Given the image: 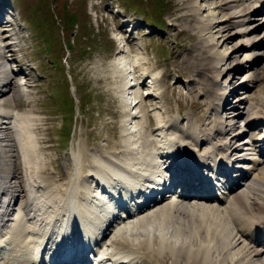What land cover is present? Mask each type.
I'll list each match as a JSON object with an SVG mask.
<instances>
[{"label":"bare ground","instance_id":"1","mask_svg":"<svg viewBox=\"0 0 264 264\" xmlns=\"http://www.w3.org/2000/svg\"><path fill=\"white\" fill-rule=\"evenodd\" d=\"M260 1L259 8L253 9L250 0H172L168 12L174 21L171 20V25L181 32L189 31V37L197 40L188 53L191 61L185 69V76H191L193 89L202 91L197 102L199 109L211 110L210 118L197 126L186 118L189 125L185 131L177 128L176 119L157 120L152 111L159 107L149 108L141 101L145 95L148 99L155 95L166 101L167 82L164 83L165 90L159 93V81L154 73L144 70L145 61L140 56V49L132 45L133 41L128 40L124 50L125 44L117 45L111 64L114 68L112 79L107 75L88 80L95 83L103 80L119 92L123 107L120 113L122 141L113 130L105 145L107 151L100 152V155L94 149L93 153L89 152L88 140L77 147L72 153L76 172L59 196L53 193L56 191L52 187L54 182L45 183L44 180L51 181L42 179L44 171L36 164L38 143L35 130L39 119L33 114L32 106L29 107L32 100L24 104L28 106L25 110H16L21 102L13 104L14 93L18 91L14 82L18 76L8 69L6 50L14 51L10 48L17 44L9 39L12 21L0 20V264H47L51 259L54 264H84L94 252L93 264H167L168 260L170 264H264V100H260L259 111L252 110L250 104L245 112L226 110L231 107L226 98L227 91L218 84L224 71L220 69L221 64L227 53H220L217 49L219 39L223 38L222 43L230 39L224 32L227 28L244 27L254 12L263 13L264 0ZM2 5L3 1H0L1 15L5 6ZM252 19L259 23L255 29L264 24V17ZM128 21L133 22L130 18L116 28L130 39L139 24ZM126 23L132 25L131 29L125 28ZM248 29L236 33L243 36ZM252 45L241 42L232 53L235 57L246 54L244 49ZM178 62V65L183 64V60ZM240 62L253 63L248 54ZM242 69L237 67L235 70ZM20 71L22 69L18 73ZM244 74L247 73L240 76L244 77ZM164 75H170L169 71ZM116 78L120 81L117 82ZM148 78L151 92L146 91L143 96L138 94L137 88L138 92H135L133 87L140 88ZM161 80L164 81L163 77ZM10 86L15 90L10 97L4 98L8 92L6 88L10 90ZM95 90L101 96L109 93L100 86ZM63 102L67 106V101ZM137 103L141 108L146 106L144 111L152 125L148 130L143 128L141 118L138 129L134 130L137 121L134 117L138 114L135 116L133 110ZM8 104L15 108V112L8 108ZM221 110H226L223 116ZM168 112L169 107L165 113ZM244 115L247 120L240 127L238 120ZM246 133H250V140L235 142ZM242 149L249 150V153L257 151L263 158H249L240 151ZM232 154L242 161L249 160L253 166L249 163L230 166ZM20 155L28 169L36 164L28 194L21 186L19 176L22 170L16 168ZM170 162L173 163L171 166ZM259 165L262 167L258 168ZM167 168L172 171L168 177ZM249 169H256L258 175L250 177ZM213 171L226 179L222 177L223 181H219L215 178L212 188L208 186L210 181L206 179V173L212 176ZM88 182L91 185L87 184V188L85 183ZM111 196L121 203L132 201L135 210L129 208L127 213L120 210L115 214L116 204L111 201ZM170 196L171 200L167 201ZM23 198L20 214L15 216L11 203ZM85 204L97 209L99 219L90 218V210L87 211ZM199 215L212 216L215 219L213 227H203ZM164 218L175 219L178 223L173 230L177 240L171 246L163 232V223H156ZM146 221L150 223L146 224ZM154 225L162 237L158 239V249L143 247L139 238L131 237L145 227L152 232ZM184 236L191 240L199 237L211 246L192 252ZM178 239H182L181 242ZM89 244L94 246L86 255Z\"/></svg>","mask_w":264,"mask_h":264},{"label":"rangeland","instance_id":"2","mask_svg":"<svg viewBox=\"0 0 264 264\" xmlns=\"http://www.w3.org/2000/svg\"><path fill=\"white\" fill-rule=\"evenodd\" d=\"M0 1H3L2 7L5 5L3 10L5 11L9 7L13 14L11 16L14 22L12 21L9 30V35L12 38L9 39L17 44L10 48V50H14L13 52L8 51L9 49L6 50V56L9 59L7 66L8 69H12L17 74L21 82H24L22 85L18 83L17 79L14 82L18 86V91L14 93L13 104L19 105L21 102L20 106H16V110H25L28 106L24 104L28 100L33 102L29 107L32 106L33 114L39 119V124L36 125L35 130V140L38 143L36 164L44 171L41 174L42 179L49 178L48 181H51L44 180V182L47 184L54 182L52 185L53 189L56 190L53 191L54 194L57 193L59 196V193H62L66 188L69 178L76 172L72 162V153L77 147L82 146L88 140L89 152L93 153L95 150L99 154L102 151H107L105 145L109 142L113 130L115 136L122 141L120 139L122 138L120 113L123 111V107L118 96L120 95L119 92L113 89V85H109L103 80L98 83L89 82V80L107 75L111 77L114 69L111 64L119 44L122 46L125 44L124 50L127 47V41L132 40L134 48L140 49V56L145 61L144 70L148 73H154L159 81V93L165 90L164 83L167 82L169 88L166 90V101L159 100L158 96L155 95L149 99L145 97L146 95L143 96L146 91L151 92L149 78L140 88L138 86L133 87L140 91L136 90L135 92L143 96L141 101L147 103L149 108L159 107L152 111L157 120L176 119L177 128L185 131L189 125L187 119H189L190 124L197 126L210 118L211 110L207 108L200 110L199 105H197L203 95L202 91L193 89L194 85L189 79L191 76H185V69L187 66L189 67L191 61L189 57L191 55L188 53L197 40L189 37V31L181 32L178 27L175 28L171 25L173 20L168 12L172 8V0ZM250 2L254 5L253 9L259 8L261 3L260 0H250ZM4 11L2 12L4 13ZM2 15L0 14V17ZM251 17L262 18L264 11L263 13L262 11L254 12L250 15ZM130 18L133 22L128 21V23H138L139 26H136L137 28L134 29L129 39L116 27ZM252 18L244 23V27L239 25L227 28L224 31L227 38H230L227 43H222L223 38L218 40L220 41L218 51L227 53L226 60L221 64L220 69L224 71L219 77L220 84L218 87L220 85L222 89L227 91L226 98L231 106L227 107L226 110L228 111L239 109L245 112L249 104L252 106V110L259 111L260 100H264V24L255 29L258 21ZM0 20L2 19L0 18ZM217 20H219V15ZM149 21L153 23L152 27L148 23ZM128 23H126V29L131 26ZM247 28H249L247 34L243 36L236 33L240 29ZM15 36L18 37L15 38ZM241 42H249L254 45L244 49L246 54L235 57L232 52L241 45ZM247 54L253 62L252 65L251 63L248 65L240 62ZM179 60H183V64L178 65ZM237 67L243 69L237 71L235 70ZM19 69H22L20 73H18ZM166 71H169L170 75L165 76ZM243 73L247 74H244V77L240 76ZM162 77L164 81L161 80ZM116 79L117 82L120 81L118 78ZM98 86L109 90V93L105 96L97 95L95 89ZM14 90L13 86H10V90L6 88V92H8L4 98L10 97ZM259 96L260 98L256 99ZM63 101L70 103L66 106ZM11 106L8 104V108L15 112V108ZM20 107L22 108L20 109ZM168 107L170 112L165 113ZM145 108V105L141 108L140 103L134 106L135 116L138 114L136 118L134 117L135 121L137 120L134 130L138 129L137 123L142 122V120L144 129L148 130L152 126L148 122ZM226 110H221V116L225 114ZM246 120L247 116L244 115L242 119L238 120V125L243 127ZM143 128L142 130H144ZM133 133L135 134V131ZM250 136V133L242 134L235 142L242 139L250 140ZM240 151H243L245 153L243 154L249 158L253 157L256 160L263 158V155L261 156L259 152H254V150L252 153H249V150L242 149ZM235 154L231 155L230 166L235 164H244L243 166H245L246 163L253 166L249 160L242 161L240 158H236ZM19 164L16 165V168L22 170L19 176L21 186L24 193L27 191L28 194L30 178L36 173V164L28 169L21 155ZM260 167L262 165L258 166V168ZM249 171L251 172L250 177L258 175L259 172L256 169L253 171L249 169ZM78 182L83 181L79 180ZM87 184L91 185L90 182L85 183L86 187ZM168 197L166 199L170 201L172 196ZM24 201L25 198L12 201L11 207L15 216L20 214ZM84 207L87 208V211L90 210V218L95 221L97 218L99 219L97 209H92L87 204ZM199 219H201L200 222L203 227H213L212 223L215 219L212 216H201ZM160 222L163 223L162 229L167 235L168 244L174 245L177 238L173 230L174 226L178 225L177 221L171 218L156 221V223ZM145 223L149 224L150 221ZM108 236L110 234L104 238L105 240H102V244L104 241L106 242ZM131 237L139 238L143 242V247L147 246L151 249H158L160 245L158 239L162 238L157 226L153 227L152 232L148 230V227L140 229L136 235L133 234ZM184 239L185 242L190 243L192 252L199 248L211 246L199 237L196 240H191L188 237ZM181 240L178 239V242ZM167 264H170L169 260Z\"/></svg>","mask_w":264,"mask_h":264}]
</instances>
